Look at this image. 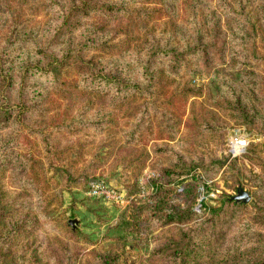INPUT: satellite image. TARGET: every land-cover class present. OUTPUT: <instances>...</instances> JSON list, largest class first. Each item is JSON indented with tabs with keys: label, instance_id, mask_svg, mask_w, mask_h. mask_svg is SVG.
Listing matches in <instances>:
<instances>
[{
	"label": "rangeland",
	"instance_id": "obj_1",
	"mask_svg": "<svg viewBox=\"0 0 264 264\" xmlns=\"http://www.w3.org/2000/svg\"><path fill=\"white\" fill-rule=\"evenodd\" d=\"M42 1L0 0V42L11 31L14 17L22 33L40 36L44 24L57 16L41 9L36 13L28 10ZM219 3L176 0L170 2L174 12L168 13L175 23L192 31L196 16L199 20L202 16L205 20L220 18ZM227 24L235 29L238 20L220 18L222 31H228ZM70 36L77 48L80 32L65 35L63 41ZM201 71L192 75L198 84L214 77L212 70ZM1 83L3 88H10L5 85L6 79ZM27 83L38 86L40 80L31 77ZM258 88L263 95L264 84ZM42 89L27 90L21 98L11 92L10 100L4 102V110L21 122L8 120L0 127V140L9 141L3 146L0 143V264H99L101 254L119 255L120 262L126 258L123 264H162L165 261H157L153 251L180 231H187L198 247L209 241L219 248L236 235H242L244 245L264 244V224L259 222L264 211L254 204L243 206L226 200L243 188L249 192L251 202L259 187L257 176L263 174L257 164L260 155L264 161L261 118L239 125L221 114L216 129L203 131L194 129L189 121L193 98L175 100L167 108L162 98L148 96L130 104L138 103V108L132 110L128 127L122 124L125 118L116 128L63 127L53 137L47 124L57 123L65 115L69 119L77 116L84 101L56 97L48 82ZM18 102L30 107L38 103L36 107L41 110L32 108L19 116L14 110ZM141 103L147 106L145 115L138 113ZM98 107L100 102L88 115ZM140 119L144 124L137 126ZM134 126L135 134L147 135L150 130L153 136L120 149L117 145L124 141L122 129ZM240 130L249 141L241 154L233 156L228 150L229 141ZM138 140L136 137L134 142ZM250 147L255 151L254 160L244 154ZM183 160L199 168L181 178L179 164ZM214 161L216 164L210 166ZM90 179H101L121 189L127 203L115 205L91 196ZM143 202L149 206L140 209ZM135 209L140 211L138 223ZM187 210L193 212L190 220L168 221L171 214Z\"/></svg>",
	"mask_w": 264,
	"mask_h": 264
},
{
	"label": "trees",
	"instance_id": "obj_2",
	"mask_svg": "<svg viewBox=\"0 0 264 264\" xmlns=\"http://www.w3.org/2000/svg\"><path fill=\"white\" fill-rule=\"evenodd\" d=\"M175 1L43 0L28 10L36 13L41 9L57 16L44 24L40 36L22 33L20 22L12 18L11 31L0 42V80L6 79L5 85L10 86L6 89L0 84V127L8 120L21 122L4 110L9 93L15 92L21 98L27 90L42 89L46 82L52 85L56 97H77L84 101L77 116L69 119L65 115L61 121L47 124L53 137L63 127L116 128L119 120L125 118L122 124L128 127L132 110L138 108V103L130 104L148 96L162 98L167 108L175 100L193 98L189 121L194 129L203 131L216 129L221 114L239 125H249L257 118L264 121V94L258 88L264 84V0H220L221 12L217 16L238 20L235 29L226 25L228 31H222L220 18L205 20L203 16L201 20L193 18L192 31H187L168 13L174 12L170 2ZM173 29L178 31L174 33ZM72 32H80L81 43L77 48L73 47L71 36L63 41ZM162 39H166L163 44ZM201 70H212L214 77L198 84L192 75ZM31 77L40 80L38 86L27 83ZM19 102L14 105L19 116L32 108L41 110L36 107L38 103L30 107ZM99 102L96 112L88 115ZM146 108L141 103L142 110L138 113L145 115ZM140 124H144L143 119L137 126ZM122 134L124 141L117 145L120 149L153 136L150 130L147 135L135 134V126L122 129ZM136 137L139 140L134 142ZM8 142L0 140L1 146ZM254 152L248 148L245 157L254 160ZM259 157L257 164L263 174L257 176L259 187L253 200L247 205L231 197L227 201L243 206L254 204L264 211V161ZM215 164L216 161L210 166ZM198 168L195 163L180 161V177L193 174ZM166 190L169 192L171 188ZM148 206L146 202L139 204L140 209ZM133 215L138 223L139 209ZM192 215L187 210L171 214L168 221L183 223ZM152 254L157 261L164 260L162 264H264V244L244 245L242 235L234 236L219 248L209 241L198 247L187 231H180ZM125 259L120 262L116 254L98 256L99 264H123Z\"/></svg>",
	"mask_w": 264,
	"mask_h": 264
},
{
	"label": "built area",
	"instance_id": "obj_3",
	"mask_svg": "<svg viewBox=\"0 0 264 264\" xmlns=\"http://www.w3.org/2000/svg\"><path fill=\"white\" fill-rule=\"evenodd\" d=\"M248 141L249 136L243 130H240L230 138L228 147L229 152L233 156L241 154ZM89 194L93 197L107 200L115 205H124L127 203L125 193H123L122 190L97 179L91 180Z\"/></svg>",
	"mask_w": 264,
	"mask_h": 264
},
{
	"label": "water",
	"instance_id": "obj_4",
	"mask_svg": "<svg viewBox=\"0 0 264 264\" xmlns=\"http://www.w3.org/2000/svg\"><path fill=\"white\" fill-rule=\"evenodd\" d=\"M231 198L237 202L241 201L243 203H248L251 197L248 191L243 188H238L236 194L231 196Z\"/></svg>",
	"mask_w": 264,
	"mask_h": 264
}]
</instances>
